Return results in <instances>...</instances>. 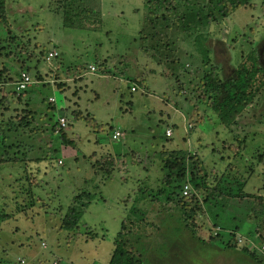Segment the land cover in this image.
Returning a JSON list of instances; mask_svg holds the SVG:
<instances>
[{"label": "rangeland", "instance_id": "374dc122", "mask_svg": "<svg viewBox=\"0 0 264 264\" xmlns=\"http://www.w3.org/2000/svg\"><path fill=\"white\" fill-rule=\"evenodd\" d=\"M252 1L251 7L238 8L211 25L215 32L207 37L208 61L193 54L191 38L181 39L175 53L184 67L173 75L172 54L160 62L139 49L143 0H95L101 21L97 25L90 15L82 28L62 26L60 0H5L7 23H0V208L11 217L0 230V264H107L121 219L140 195L137 186L148 192L160 185L166 172L164 148L180 153L198 148L207 171L205 193L216 195L225 175L244 181L249 195L258 187L264 190V83L237 123L226 126L212 111L201 81L211 69L226 76L253 49L264 63V2ZM53 50L57 55L47 63ZM21 72L32 83L17 91ZM59 117L65 119L62 131L71 140L68 144L58 131ZM114 131L121 134L112 139ZM16 149L22 161L2 160L12 158ZM107 154L120 159L109 177L91 166ZM183 183L182 189L189 184L191 203L196 201L200 211L180 225L174 200L167 203L170 209L157 201L150 205L144 219L153 226L142 228L149 264H264L240 251L255 239L249 222L233 239L236 247L218 248L217 243H227L223 236L215 237V247H210V235L222 229L214 220L227 225L222 215L228 214L238 215V221L241 208L226 207L224 197L202 202L188 175ZM79 189L92 192L94 199L76 229H57L71 194ZM179 227L184 228L178 232ZM259 229L264 235V227Z\"/></svg>", "mask_w": 264, "mask_h": 264}, {"label": "trees", "instance_id": "16d2710c", "mask_svg": "<svg viewBox=\"0 0 264 264\" xmlns=\"http://www.w3.org/2000/svg\"><path fill=\"white\" fill-rule=\"evenodd\" d=\"M262 1L264 2V0ZM252 2V0H143L140 27L137 35L139 49L149 57L157 58L160 62L172 54L173 57L170 64L173 68V75H177L180 69L183 70L184 67L179 56L175 53L177 52L176 44L181 39L191 38L194 49L193 54H201L208 61L207 37L209 33L213 34L215 32L214 27H211V25L224 20L238 8L251 7ZM60 3L62 5L60 12L61 23L64 27L82 28L83 20H89L90 15H92V19L96 21L97 25L101 21L100 8L95 3V0H60ZM5 6V0H0V23L3 24L7 23ZM254 53L255 49L249 51L226 76L221 77L214 69H211L201 77L203 90L210 99L209 105L217 115L219 122L223 125L227 126L230 123H237L238 115L251 103L254 95L264 83V63L261 65ZM205 60L204 63L206 62ZM169 70L171 71V69ZM55 125L57 126V122H54L52 127H55ZM62 128L58 122L61 140L63 143L68 144L71 140L64 137ZM164 136L166 138L170 137L167 134H164ZM1 139L5 146L4 138L2 137ZM175 150L164 148L163 156L166 158L164 157L162 169L166 170V172L162 179L160 178L159 187L155 188L154 186L153 188L155 189L150 188L148 192H145L141 189L140 184L137 186L140 189V195L134 198L127 216L121 219L120 228L112 241L111 253L107 264H149L145 248L147 235L142 231V228L147 225L153 226V224L145 221L144 218L150 209V205L154 204L155 201L167 204L170 202L169 200H174L172 206L174 209L180 210V215L182 216L180 225L186 224L188 219H192L200 211V206L196 201L193 204L191 203V194L182 193V185L187 175L194 189L199 192L201 197L203 196L202 202H212L217 197H224L228 200L226 207L241 208L239 210L242 216H239L238 221L234 220L238 215L230 217L231 215L228 214L222 215L223 218L229 220L227 225L222 220H214V224L221 225L222 229L217 235H210L209 241L211 243H209V246L215 247L213 244L214 238L218 236L216 240L226 237L227 242L225 247H221L222 245L220 246L217 243L218 248L236 247L234 240L237 232L241 230L245 222H249L254 232L252 236H255L253 237L255 242L249 240L248 242L251 245H242L240 251L249 258L254 259V261L264 263V255H260L258 253L259 249L255 247L256 244L258 248H261L259 252H264V248H262L264 246V235L259 229L264 227V190L261 191L258 187L251 191L250 194H253V196L249 195L244 190V181L239 182L236 177L229 180V177L225 175L226 179L223 178L224 176L220 179L217 189L219 191H217L218 193L215 192V194L217 193L216 195H214L213 191L212 194L205 193L203 191L207 189L205 181V173L207 171L198 148L188 149V151L181 153ZM16 152H18V149L12 151L14 154L12 158L5 157L2 160L22 161V157L15 156ZM184 153H187V159L184 157ZM103 156L96 157L92 161L91 166L94 172L104 173L105 177H109L117 164H119L120 159L116 154ZM185 159L187 160L186 163ZM195 170H199L198 175H194ZM129 198L130 196L127 199ZM93 199L94 194L88 190L79 189L73 192L58 220L57 229H76L84 208ZM237 200L245 201L242 204H237ZM142 202L147 203L148 206H141ZM169 206L171 205L167 204V209H170ZM242 209L245 211L243 212ZM10 217L11 214L0 208V230L4 225L5 219ZM182 228L184 227H179L177 231L180 232ZM189 230L192 233L194 232L192 228H189ZM252 231L250 230V232ZM86 235H90V231L89 233L87 231ZM94 235L95 233L92 236ZM250 237L247 239H251ZM197 240L202 243L203 239L202 237H197ZM22 260L19 259V262L23 263L24 260Z\"/></svg>", "mask_w": 264, "mask_h": 264}, {"label": "built area", "instance_id": "2783aa9c", "mask_svg": "<svg viewBox=\"0 0 264 264\" xmlns=\"http://www.w3.org/2000/svg\"><path fill=\"white\" fill-rule=\"evenodd\" d=\"M56 55H57V52L55 50L49 51L47 53V56L45 57L46 62L49 63L51 58H54V56H56ZM89 70L90 71H94L95 68L93 66H89ZM31 83H32V80L29 77V75L27 73L21 72L20 75H19L18 80L15 83V89L17 91H20V90L24 89L25 87H28ZM131 89H134V88L132 87ZM49 101L53 102L54 100H53V98H49ZM58 122H59V125L61 127H64L65 119L63 117H59ZM165 132H166L167 135L170 134V129H166ZM120 134L121 133L119 131H114L112 133V138H117L118 136H120ZM189 188H190L189 184H185L183 189H182V193L183 194H187L189 192ZM262 248H264V247H262Z\"/></svg>", "mask_w": 264, "mask_h": 264}]
</instances>
